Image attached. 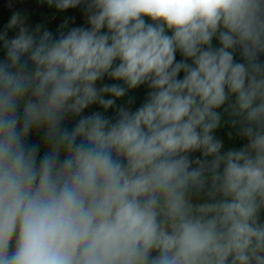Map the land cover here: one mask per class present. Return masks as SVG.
I'll return each mask as SVG.
<instances>
[{"label": "clouds", "instance_id": "clouds-1", "mask_svg": "<svg viewBox=\"0 0 264 264\" xmlns=\"http://www.w3.org/2000/svg\"><path fill=\"white\" fill-rule=\"evenodd\" d=\"M38 2L84 23L0 27V264H264V0Z\"/></svg>", "mask_w": 264, "mask_h": 264}, {"label": "rangeland", "instance_id": "rangeland-1", "mask_svg": "<svg viewBox=\"0 0 264 264\" xmlns=\"http://www.w3.org/2000/svg\"><path fill=\"white\" fill-rule=\"evenodd\" d=\"M10 3L12 5L11 7H9ZM17 10L26 13L29 16L31 23L35 24L37 22H43L53 29V19L45 14L43 7L39 4L38 0H0L1 23L3 24L10 18L12 12ZM50 10L53 13V16H63L72 11V9H70L65 13H56L54 9ZM75 10L76 20L72 26H78L84 23L82 10L80 8ZM71 23L72 22H70V24Z\"/></svg>", "mask_w": 264, "mask_h": 264}, {"label": "trees", "instance_id": "trees-1", "mask_svg": "<svg viewBox=\"0 0 264 264\" xmlns=\"http://www.w3.org/2000/svg\"><path fill=\"white\" fill-rule=\"evenodd\" d=\"M42 7L44 9L45 14L48 17L53 19V29H55L59 23L63 22V19L65 17L76 16V10L75 9H72L71 12H69L68 14L63 15V16H53V13L51 12L50 8H48L46 5H42ZM7 20L5 22H7ZM0 27H2L1 20H0ZM142 95H143V90H141L139 93H137V98L139 99L140 97H142Z\"/></svg>", "mask_w": 264, "mask_h": 264}]
</instances>
